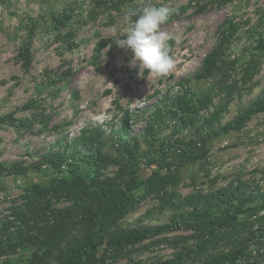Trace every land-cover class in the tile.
<instances>
[{"label":"rangeland","instance_id":"1","mask_svg":"<svg viewBox=\"0 0 264 264\" xmlns=\"http://www.w3.org/2000/svg\"><path fill=\"white\" fill-rule=\"evenodd\" d=\"M143 2L0 0V162L27 167L20 174L0 173V229L12 219L13 208H23L34 185L46 186L58 176L53 170L38 169L41 155L63 151L83 129L119 126L125 112L136 113L164 94L173 95L176 83L199 70L225 30L231 35L222 59L236 63L218 70L211 80L192 81L191 89L200 93L221 82L231 97L227 102L224 93H218L202 115L220 107L213 125L218 129L264 98V0H151L177 10L160 29L175 64L164 77L140 67L130 51L114 44L126 27L124 13ZM63 13L70 16L64 25L51 21V16ZM32 21L31 62L24 70L18 57ZM102 40L105 48L97 52ZM27 104L31 109L22 110ZM143 126L141 120L130 121L128 131L137 134ZM207 147V156L183 167L177 184L167 190L179 198L220 189L244 194L248 202L241 207L233 234L244 244L246 255L237 264H264V205L255 198L264 192V112L220 131ZM152 168L156 166H140L139 179L146 182ZM92 171L81 163L74 174L66 175L90 178ZM115 171L109 166L104 173L112 176ZM145 189L133 192L138 202L119 221L121 227L173 224L174 212L160 209L158 196ZM195 243L193 231L176 226L130 247L126 257L104 264H159ZM223 248L220 244L219 250ZM34 251L26 244L15 254L0 257V264L5 260L26 264Z\"/></svg>","mask_w":264,"mask_h":264},{"label":"trees","instance_id":"2","mask_svg":"<svg viewBox=\"0 0 264 264\" xmlns=\"http://www.w3.org/2000/svg\"><path fill=\"white\" fill-rule=\"evenodd\" d=\"M69 17L64 13L53 15L51 21L64 25ZM34 31L32 21L18 57L24 70L30 66ZM230 35L226 30L222 32V38L204 57L199 70L190 79L179 80L173 95L164 94L136 113L125 112L119 126L108 129L105 124L83 129L63 151L41 155L38 169L53 170L58 176L46 186L34 185L23 208L12 209V219L0 229V257L15 254L19 247L30 244L35 251L26 264H104L106 260L126 257L130 247L149 237L182 226L194 232L196 243L184 246L174 258L159 264H237L244 258V244L233 234L241 207L248 202L244 194L220 189L208 195L179 198L167 190L177 184L183 167L207 156L208 141L220 131L264 112V98L257 99L218 129L213 125L218 122L220 107L207 117L202 115L218 93L223 92L227 102L231 97L230 89H222L221 82L210 84L200 93L191 89L192 81L211 80L218 70L226 71L236 63L222 59ZM105 45L102 40L96 51ZM21 109L29 110L31 105ZM140 120L144 126L137 134H130L128 123ZM81 163L93 169L90 178L66 175L74 174ZM144 164L156 166L146 182L138 177ZM109 166L116 169L112 176L104 173ZM26 170L23 165L5 166L0 162V173L20 174ZM142 186H146L147 194L158 196L160 209L174 212L173 224L121 227L119 221L138 202L133 192ZM255 198L264 205V192L257 193ZM220 244L225 248L219 250ZM1 264L12 263L5 260Z\"/></svg>","mask_w":264,"mask_h":264},{"label":"clouds","instance_id":"3","mask_svg":"<svg viewBox=\"0 0 264 264\" xmlns=\"http://www.w3.org/2000/svg\"><path fill=\"white\" fill-rule=\"evenodd\" d=\"M177 10L163 4L156 5L144 0L124 13L126 27L116 37V47L130 51L135 61L148 72L167 76L175 67L169 53L166 35L160 31Z\"/></svg>","mask_w":264,"mask_h":264}]
</instances>
